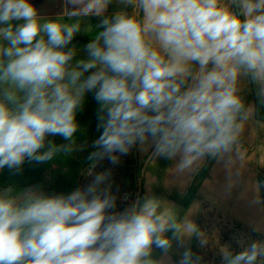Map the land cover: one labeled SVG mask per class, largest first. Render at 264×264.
I'll list each match as a JSON object with an SVG mask.
<instances>
[{"label": "clouds", "instance_id": "obj_1", "mask_svg": "<svg viewBox=\"0 0 264 264\" xmlns=\"http://www.w3.org/2000/svg\"><path fill=\"white\" fill-rule=\"evenodd\" d=\"M67 2L71 23L44 18L32 0H0V173L72 153L91 92L100 132L87 158L92 180L70 194L0 186V264H162L197 226L151 195L118 209L109 173L93 170L134 146L179 157L181 170L229 152L253 111L240 82L264 104V0H119L131 12L111 15L112 0ZM78 15L100 21L73 63ZM239 243L221 264H264V241ZM200 260L185 248L178 264Z\"/></svg>", "mask_w": 264, "mask_h": 264}, {"label": "rangeland", "instance_id": "obj_2", "mask_svg": "<svg viewBox=\"0 0 264 264\" xmlns=\"http://www.w3.org/2000/svg\"><path fill=\"white\" fill-rule=\"evenodd\" d=\"M34 1L40 4L48 0ZM124 10L131 11L130 8L125 7ZM69 13L70 10L66 9L65 16H69ZM99 21L100 17L93 16L81 24V32L75 35L79 39L72 40L69 45L78 49L73 63L86 57L87 53L81 51L86 47L83 38L94 34ZM65 22L71 23L73 18L68 17ZM249 88L250 83L244 80L240 82V95L245 104ZM251 106L253 111L244 121L238 135L244 145H233L229 152L218 155L210 177L198 190L197 200L191 205L184 218L197 226V233L174 242L173 249L169 253L170 258H163L162 264H178L181 253L185 248L191 249L196 235H198L200 264H221L222 250L228 248L233 252H239L242 250L240 241H243L244 246L253 240L264 241V204L258 183L259 171L255 169L246 154V151L249 152L256 131L261 134L259 142L264 144V123L256 121L255 104ZM138 151L143 164L144 177L141 186L144 189V196L151 195L162 199L174 206L179 214L181 206L171 197H184L187 194L199 170L206 164L207 158L204 157L191 167L181 170L179 157L167 161V158L153 155L154 150L150 145H145L144 149L139 147ZM257 199L259 203L254 202ZM238 223L244 227H239ZM201 241L204 243L201 244ZM181 244L183 246H180ZM157 252L159 250H154V256Z\"/></svg>", "mask_w": 264, "mask_h": 264}, {"label": "trees", "instance_id": "obj_3", "mask_svg": "<svg viewBox=\"0 0 264 264\" xmlns=\"http://www.w3.org/2000/svg\"><path fill=\"white\" fill-rule=\"evenodd\" d=\"M124 5L119 0H112L108 6L106 15H111L116 11L124 10ZM131 12V11H129ZM92 35H86L83 43L87 45ZM79 39L74 37L73 41ZM82 45V44H80ZM94 94L89 92L85 94V101L77 114L79 129L73 139L75 145L70 154H58L53 160L44 163L28 162L22 165L19 175H12L6 168L0 173V186L5 184H14L20 188L36 187L49 194H70L77 188L86 186L91 182L92 176L88 175L91 162L87 159L89 154L94 151L93 142L98 138L100 132L97 131L96 109L98 107L93 98ZM250 103L255 104V117L258 121L264 123V104H261L255 86L250 84L248 100L246 106ZM56 144H66L61 137H49ZM244 145L243 140L237 138L234 145ZM139 146H134L126 155L116 154L117 163H111L107 158L99 161L94 173L108 172L109 177L105 186H109L111 193L116 197L118 209L132 204L138 198L144 197L143 164L139 158ZM206 164L199 170L193 184L190 186L184 197L172 196L171 199L181 206L178 214L180 218H185L189 208L197 200L198 190L202 184L210 177L211 171L216 163L217 157H207ZM169 161V159H167ZM259 184L264 200V168L260 169ZM125 197L127 199H125ZM239 227H244L238 223ZM247 229V228H246ZM171 235V233H169ZM192 252L199 256L198 235L195 236L191 246ZM155 258H161L160 251L155 253Z\"/></svg>", "mask_w": 264, "mask_h": 264}, {"label": "crops", "instance_id": "obj_4", "mask_svg": "<svg viewBox=\"0 0 264 264\" xmlns=\"http://www.w3.org/2000/svg\"><path fill=\"white\" fill-rule=\"evenodd\" d=\"M32 3L39 9L40 15L43 16L44 18L62 19L65 21L68 17H70V16H65L66 9H69L70 12L72 11V6L68 4L67 0H48L47 2H42L40 4H36L35 1L32 0ZM107 12H108V7L103 14H107ZM93 16H96V15H87V16L78 15L75 18L79 19L80 21L82 19L81 24H84L85 20H88V19L90 20ZM246 100H248V97ZM251 104L253 103H250L249 105ZM256 121L258 120L256 119ZM256 132H257L256 135L254 134L255 136L252 137L253 142L250 146L249 152L246 151V154L250 158L255 169L259 171L258 172V183H259L260 169L264 168V144L259 142V139L261 137L260 132L259 131H256ZM259 187H260V184H259ZM260 194H261V198L264 204L261 187H260Z\"/></svg>", "mask_w": 264, "mask_h": 264}]
</instances>
